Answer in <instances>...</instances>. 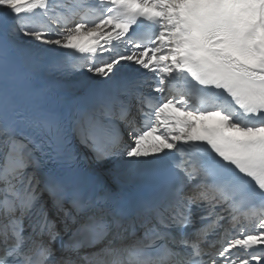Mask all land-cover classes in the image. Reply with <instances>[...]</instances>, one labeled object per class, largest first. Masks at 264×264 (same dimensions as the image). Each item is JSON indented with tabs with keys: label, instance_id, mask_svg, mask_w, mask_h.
Returning <instances> with one entry per match:
<instances>
[{
	"label": "snow or ice",
	"instance_id": "snow-or-ice-1",
	"mask_svg": "<svg viewBox=\"0 0 264 264\" xmlns=\"http://www.w3.org/2000/svg\"><path fill=\"white\" fill-rule=\"evenodd\" d=\"M0 264H264V0H0Z\"/></svg>",
	"mask_w": 264,
	"mask_h": 264
},
{
	"label": "bare ground",
	"instance_id": "bare-ground-1",
	"mask_svg": "<svg viewBox=\"0 0 264 264\" xmlns=\"http://www.w3.org/2000/svg\"><path fill=\"white\" fill-rule=\"evenodd\" d=\"M78 79H83V77H77ZM53 84H54V86H57V84H56V81H53ZM149 139H151V138H149ZM82 149V151L84 152V153H86L89 157H90V153H88V150L86 149V148H81ZM99 166H104V169H105V171H106V166L107 165H99ZM108 167H110V165H108ZM107 173V172H106ZM107 175H108V173H107Z\"/></svg>",
	"mask_w": 264,
	"mask_h": 264
},
{
	"label": "rangeland",
	"instance_id": "rangeland-1",
	"mask_svg": "<svg viewBox=\"0 0 264 264\" xmlns=\"http://www.w3.org/2000/svg\"><path fill=\"white\" fill-rule=\"evenodd\" d=\"M106 168H108V165L106 166Z\"/></svg>",
	"mask_w": 264,
	"mask_h": 264
}]
</instances>
